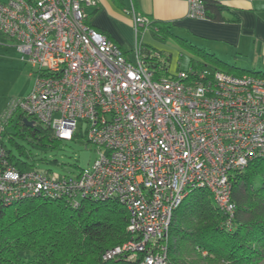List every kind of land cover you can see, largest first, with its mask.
I'll use <instances>...</instances> for the list:
<instances>
[{"label": "built area", "instance_id": "1", "mask_svg": "<svg viewBox=\"0 0 264 264\" xmlns=\"http://www.w3.org/2000/svg\"><path fill=\"white\" fill-rule=\"evenodd\" d=\"M187 3L189 18H207L204 0ZM96 5L0 0V34L13 41L34 78L5 117L24 114L66 140L85 125L98 151L74 177L9 167L0 174V192L7 199L37 193L118 199L129 213L131 239L105 258L124 249L140 253L139 264H169L173 215L192 191L210 192L232 227V175L264 157V77L191 65L157 76L140 43L129 58L88 21L86 8ZM131 9L138 34L151 20Z\"/></svg>", "mask_w": 264, "mask_h": 264}, {"label": "trees", "instance_id": "2", "mask_svg": "<svg viewBox=\"0 0 264 264\" xmlns=\"http://www.w3.org/2000/svg\"><path fill=\"white\" fill-rule=\"evenodd\" d=\"M204 5L208 19H228L225 16L228 8L220 1L204 0ZM153 23L150 27L154 25L158 35L167 33L166 28ZM183 40L195 54L189 65L196 69L209 67L264 77V70L243 68ZM140 46L155 75H166L169 54ZM24 118L21 113L0 117L3 128L0 132V174L9 167L18 172L31 168L42 171L37 168L31 150L19 143L17 137L45 148L66 140L59 138L48 125L28 126ZM50 171L42 172L51 174ZM11 185L14 189L17 187L14 183ZM232 185L235 213L231 228L225 224L229 214L216 205L208 191L195 190L187 195L173 215L168 240L169 264H187L186 256L192 251L206 253L211 264L218 261L264 262V157L235 170ZM128 222L129 213L118 199L100 200L78 195L74 200L44 193L7 199L0 192V264H139L140 253L132 255L129 250L122 249L110 259L104 257L108 250L123 247L131 239Z\"/></svg>", "mask_w": 264, "mask_h": 264}, {"label": "crops", "instance_id": "3", "mask_svg": "<svg viewBox=\"0 0 264 264\" xmlns=\"http://www.w3.org/2000/svg\"><path fill=\"white\" fill-rule=\"evenodd\" d=\"M218 1L228 8L225 21L189 18L187 0H97V5L87 7L86 12L88 21L117 42L129 58L135 57L137 43L166 51L170 56L168 72L183 69L182 63L179 68L173 65L175 56L159 42L161 36L155 32L154 25L139 27L137 34L132 4L137 13L156 26L187 33L195 44L205 45V49L228 62L246 69L264 70V0ZM181 55L179 52L177 61ZM188 66L189 61L184 68Z\"/></svg>", "mask_w": 264, "mask_h": 264}, {"label": "rangeland", "instance_id": "4", "mask_svg": "<svg viewBox=\"0 0 264 264\" xmlns=\"http://www.w3.org/2000/svg\"><path fill=\"white\" fill-rule=\"evenodd\" d=\"M160 36L159 42L167 46L169 52L175 56L173 65L176 64L179 68L180 63H182V68H184L190 58L192 56L195 57V54L187 46L188 44H185L183 40L187 39V42L195 44L194 39L188 36L187 33L173 30ZM13 44L12 40L0 34V117L12 101L25 96L34 84V78L30 76L32 71L30 65L20 59V53ZM197 45L206 47L198 43ZM179 52L182 55L181 58L179 56L177 61ZM76 135L75 139L63 140L57 146H48L46 148L32 144L28 140L19 137H17V140L31 150L33 157L36 158L35 164L38 169L42 171L51 170V174L76 175L81 168L92 166L98 158L96 146L86 140L85 125L78 129ZM53 159H56V161H53ZM29 160L31 161L32 159ZM208 193L213 197L210 192ZM110 251L108 250L104 257ZM186 260L187 264H211L207 259L206 253L200 254L196 253V251H192L186 256ZM213 264L234 263L218 261ZM261 264H264V262Z\"/></svg>", "mask_w": 264, "mask_h": 264}, {"label": "water", "instance_id": "5", "mask_svg": "<svg viewBox=\"0 0 264 264\" xmlns=\"http://www.w3.org/2000/svg\"><path fill=\"white\" fill-rule=\"evenodd\" d=\"M24 121L25 123L28 125V126H33V121L32 120H29L28 118H24Z\"/></svg>", "mask_w": 264, "mask_h": 264}]
</instances>
